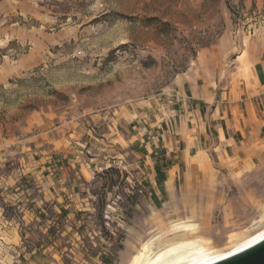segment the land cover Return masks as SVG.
<instances>
[{
	"label": "rangeland",
	"instance_id": "374dc122",
	"mask_svg": "<svg viewBox=\"0 0 264 264\" xmlns=\"http://www.w3.org/2000/svg\"><path fill=\"white\" fill-rule=\"evenodd\" d=\"M259 30L264 4L255 1L0 0V264H129L144 242L171 252L195 239L219 256L262 232L264 131L243 158L205 153L187 176L188 201L155 214L135 170L116 162L125 150L107 139L129 110L166 105L209 48L223 68L239 66L237 79L247 76L241 46ZM50 130L68 136L55 144L67 155L60 163L93 158L83 169L91 205L45 206L28 219L37 202L24 196L37 191L27 176ZM126 156L136 158L131 148ZM178 222L193 229L176 230Z\"/></svg>",
	"mask_w": 264,
	"mask_h": 264
},
{
	"label": "crops",
	"instance_id": "0c3cea01",
	"mask_svg": "<svg viewBox=\"0 0 264 264\" xmlns=\"http://www.w3.org/2000/svg\"><path fill=\"white\" fill-rule=\"evenodd\" d=\"M252 1L264 4V0H246ZM241 48L249 60L247 76L237 79L234 75L239 72L238 64L237 69L223 68L219 62L221 57L214 56L209 48L198 59L202 64L197 69L176 80L168 92L166 105L156 107L155 104L153 110L137 106L124 118L110 123L112 131L107 132V139L125 150L124 159L116 162L124 165L127 162L135 170L148 191V203L154 208V214L158 212L156 208L168 202L188 201L192 190L187 185V176L206 161L205 153L217 149L229 158H243L248 147L262 135L264 30H259L253 41ZM241 54L236 55L235 62ZM76 131L79 135L92 132L87 128ZM65 139L68 136L52 130L42 137L41 154L27 176L37 191L31 196L28 190L30 197L24 196L27 201L37 202L26 210L28 219L38 218L39 213L45 212V206L70 212L89 209L91 205L84 192L83 181L87 176L83 169L90 172L93 158L77 154L73 163H60L67 155L58 157L55 144L64 143ZM86 139L83 144L88 143ZM75 147L76 152L83 153L79 146ZM130 148L136 157L134 161H126ZM77 161L78 167H75Z\"/></svg>",
	"mask_w": 264,
	"mask_h": 264
},
{
	"label": "bare ground",
	"instance_id": "6f19581e",
	"mask_svg": "<svg viewBox=\"0 0 264 264\" xmlns=\"http://www.w3.org/2000/svg\"><path fill=\"white\" fill-rule=\"evenodd\" d=\"M174 228L176 230L189 231L193 229V225L185 222H178L174 224ZM262 238H264V230L249 238L237 248L219 256H214L213 251H210L209 248L205 247V244L198 239L189 240L185 244L179 245L171 252H154L153 248H151V243L144 242L140 251L134 255L129 264H208L237 252V249L242 250Z\"/></svg>",
	"mask_w": 264,
	"mask_h": 264
},
{
	"label": "water",
	"instance_id": "95a60500",
	"mask_svg": "<svg viewBox=\"0 0 264 264\" xmlns=\"http://www.w3.org/2000/svg\"><path fill=\"white\" fill-rule=\"evenodd\" d=\"M208 264H264V238Z\"/></svg>",
	"mask_w": 264,
	"mask_h": 264
},
{
	"label": "snow or ice",
	"instance_id": "6c2138e0",
	"mask_svg": "<svg viewBox=\"0 0 264 264\" xmlns=\"http://www.w3.org/2000/svg\"><path fill=\"white\" fill-rule=\"evenodd\" d=\"M239 249H237V251H238Z\"/></svg>",
	"mask_w": 264,
	"mask_h": 264
}]
</instances>
